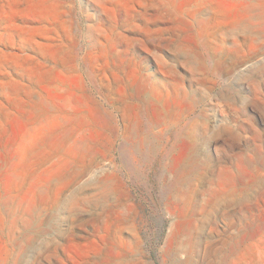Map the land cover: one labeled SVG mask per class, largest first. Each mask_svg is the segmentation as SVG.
Segmentation results:
<instances>
[{
    "label": "rangeland",
    "instance_id": "374dc122",
    "mask_svg": "<svg viewBox=\"0 0 264 264\" xmlns=\"http://www.w3.org/2000/svg\"><path fill=\"white\" fill-rule=\"evenodd\" d=\"M262 32L264 0H0V264H264Z\"/></svg>",
    "mask_w": 264,
    "mask_h": 264
},
{
    "label": "bare ground",
    "instance_id": "6f19581e",
    "mask_svg": "<svg viewBox=\"0 0 264 264\" xmlns=\"http://www.w3.org/2000/svg\"><path fill=\"white\" fill-rule=\"evenodd\" d=\"M243 25H244V24H243ZM246 26H247V25H246ZM237 27H239V26H237ZM244 27H245V26H244ZM242 28H243V27H242ZM247 29H248V28H247ZM250 29H251V28H250ZM236 30H237V29H236ZM241 30H242V29H241ZM241 30H239V31H241ZM254 30H255V29H254ZM245 31H246V30H245ZM248 31H251V30H248ZM255 31H256V30H255ZM256 32H257V31H256ZM242 33H244V32H242ZM249 33H250V32H249ZM251 33H253V32H251ZM254 33H255V32H254ZM239 34H240V33H239ZM245 34H246V33H245ZM255 34H256V33H255ZM235 35H236V34H235ZM235 35H234V36H235ZM257 36H258V34H257ZM254 37H255V36H254ZM261 37H262V35H261ZM263 39H264V38H263ZM256 40H258V39H256ZM261 46H262V45H261ZM227 58H228V57H227ZM230 58H231V57H230ZM230 58H229V59H230ZM216 59H217V58H216ZM223 59H224V58H223ZM218 61H219V60H218ZM220 61H221V60H220ZM224 61H225V60H224ZM222 62H223V61H222ZM232 62H233V61H232ZM218 63H219V62H218ZM227 63H228V60H227ZM218 65H219V64H218ZM225 65H226V64H225ZM223 66H224V65H223ZM223 66H222V67H223ZM230 66H231L230 69L232 70V68H235V63L230 64ZM216 68H218V67H216ZM214 69H215V68H214ZM220 69H221V68H220ZM252 69H253V68H252ZM258 69H260V68L257 67V68H255L254 70L257 71ZM216 70H217V69H216ZM248 70H249V69H248ZM250 70H251V69H250ZM254 70H253V71H254ZM253 71H252V72H253ZM227 72H228V71H227ZM256 73H257V72H256ZM259 73H260V72H259ZM245 76L247 77V74H246ZM242 77H243V76H242ZM239 80H241V78H240ZM229 81H231V79H230ZM229 81H228V83H229ZM241 83H242V82H241ZM231 85H232V84H231ZM231 87H232V86H231ZM222 88H223V87H222ZM224 88H225V87H224ZM235 88H236V87H234L233 89H235ZM237 88H238V87H237ZM230 90H231V89H230ZM233 91H234V90H233ZM233 91H232V93H233ZM238 95H239V94H238ZM228 96H229V95H228ZM222 97H223V96H222ZM232 97H233V96H232ZM258 97H259V96H258ZM237 99H238V98H237ZM243 195H245V194L243 193ZM59 224H60V223H59ZM49 232H50V231H49ZM44 233H45V232H44ZM62 233H63V232H62ZM59 235H60V234H59ZM48 240H49V239H48Z\"/></svg>",
    "mask_w": 264,
    "mask_h": 264
},
{
    "label": "crops",
    "instance_id": "0c3cea01",
    "mask_svg": "<svg viewBox=\"0 0 264 264\" xmlns=\"http://www.w3.org/2000/svg\"><path fill=\"white\" fill-rule=\"evenodd\" d=\"M261 35H262V37H261ZM255 38H259L260 39L257 43L264 44V39H263L264 38V32L259 33L258 36L255 35Z\"/></svg>",
    "mask_w": 264,
    "mask_h": 264
}]
</instances>
